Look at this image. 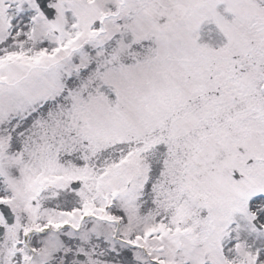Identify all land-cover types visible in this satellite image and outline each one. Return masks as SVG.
Wrapping results in <instances>:
<instances>
[{
	"label": "snow or ice",
	"instance_id": "6c2138e0",
	"mask_svg": "<svg viewBox=\"0 0 264 264\" xmlns=\"http://www.w3.org/2000/svg\"><path fill=\"white\" fill-rule=\"evenodd\" d=\"M0 264H264V0H0Z\"/></svg>",
	"mask_w": 264,
	"mask_h": 264
}]
</instances>
